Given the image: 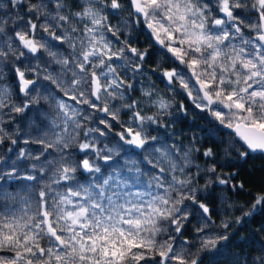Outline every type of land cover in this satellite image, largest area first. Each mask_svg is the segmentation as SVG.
<instances>
[{"label": "snow or ice", "instance_id": "snow-or-ice-1", "mask_svg": "<svg viewBox=\"0 0 264 264\" xmlns=\"http://www.w3.org/2000/svg\"><path fill=\"white\" fill-rule=\"evenodd\" d=\"M257 152L264 0H0V264H219L233 225L232 264H264V186L236 203L225 171Z\"/></svg>", "mask_w": 264, "mask_h": 264}, {"label": "trees", "instance_id": "trees-1", "mask_svg": "<svg viewBox=\"0 0 264 264\" xmlns=\"http://www.w3.org/2000/svg\"><path fill=\"white\" fill-rule=\"evenodd\" d=\"M122 15H127L126 13H122ZM115 23V21H113ZM134 36H138V40L133 41L134 46H138L143 48L149 47V42L147 39L146 34L144 31H138L133 32ZM161 59L165 67L173 66L171 64V61L167 60L162 56V54L156 53L152 57V62H155V60ZM151 66V64L149 65ZM155 85L159 84L161 88V93L168 96V98L173 103L172 112L174 115H179L181 118L177 119L169 129V131H172L173 128L175 129V136L173 139H180L183 140L185 144L188 143V140L185 139V137L191 138L193 136H196L197 138L201 139V142L203 144V147H212L215 143V141L208 140L206 137H202L201 134V126L206 125V121L201 119V114L199 110L195 109L194 105L191 104V101H189L186 96L182 95H176L173 96L172 93L169 92V90L165 87V84L161 82L160 80L156 79L155 77L152 78ZM137 88H139V85H137ZM185 104L187 107V115L184 116L182 113H179L178 105L179 104ZM121 119H127L126 115L121 116ZM155 134V133H153ZM222 139H227L226 132H223L220 134ZM200 146V145H197ZM7 147V145H5ZM203 150V148H202ZM239 171V175L236 177V182H243L244 183V190L243 192H240L237 194L236 192H233L232 198L236 203H242L245 200H248L249 197L246 195L248 191H252L255 193L259 190L261 186H264V155L261 153H251L246 161H240L234 168L232 169H225V171ZM221 192V189H217L216 195L219 196ZM215 205H219L220 201L219 199L215 200ZM213 205H210L212 207ZM236 215H239V213H236ZM223 218L221 213H214L213 219L217 220V223H219V219ZM197 223L195 220H193L191 223L188 224V231L191 232L195 227H197ZM252 229H255V225L250 226ZM235 232V235H231V233ZM221 233L223 234V230H221ZM229 234V240L222 242L221 247L224 248L223 254L220 257L219 264H232V260L234 258V254H240V256L243 255L241 252V248L243 250L249 251L247 244H244L242 242L243 237L249 236V228L241 227L238 225H233L232 228L228 230ZM264 240V233L255 235L254 240H252V243L255 244L256 247H259V241ZM224 245H227V247H224ZM193 251H195L193 249ZM201 264H208V257L205 256L203 260H201Z\"/></svg>", "mask_w": 264, "mask_h": 264}, {"label": "rangeland", "instance_id": "rangeland-1", "mask_svg": "<svg viewBox=\"0 0 264 264\" xmlns=\"http://www.w3.org/2000/svg\"><path fill=\"white\" fill-rule=\"evenodd\" d=\"M139 87H140V85H139ZM155 87L158 88L160 90V92H161V88L162 87L159 84L155 85Z\"/></svg>", "mask_w": 264, "mask_h": 264}, {"label": "water", "instance_id": "water-1", "mask_svg": "<svg viewBox=\"0 0 264 264\" xmlns=\"http://www.w3.org/2000/svg\"><path fill=\"white\" fill-rule=\"evenodd\" d=\"M262 155H264V154H262Z\"/></svg>", "mask_w": 264, "mask_h": 264}]
</instances>
